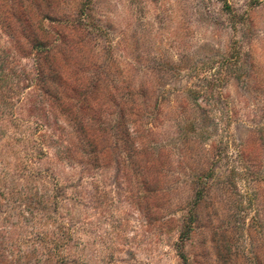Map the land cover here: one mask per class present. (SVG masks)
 Wrapping results in <instances>:
<instances>
[{
    "label": "rangeland",
    "instance_id": "374dc122",
    "mask_svg": "<svg viewBox=\"0 0 264 264\" xmlns=\"http://www.w3.org/2000/svg\"><path fill=\"white\" fill-rule=\"evenodd\" d=\"M0 264H264V0H0Z\"/></svg>",
    "mask_w": 264,
    "mask_h": 264
},
{
    "label": "trees",
    "instance_id": "16d2710c",
    "mask_svg": "<svg viewBox=\"0 0 264 264\" xmlns=\"http://www.w3.org/2000/svg\"><path fill=\"white\" fill-rule=\"evenodd\" d=\"M187 228H189V230L191 229V226H189V227H187ZM186 260V259H185Z\"/></svg>",
    "mask_w": 264,
    "mask_h": 264
}]
</instances>
